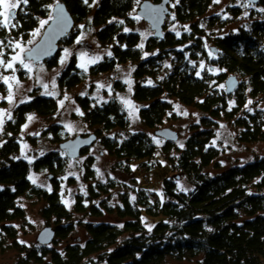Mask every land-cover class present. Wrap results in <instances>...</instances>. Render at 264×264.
<instances>
[{
  "label": "trees",
  "instance_id": "obj_1",
  "mask_svg": "<svg viewBox=\"0 0 264 264\" xmlns=\"http://www.w3.org/2000/svg\"><path fill=\"white\" fill-rule=\"evenodd\" d=\"M144 1L160 0H100L92 14L83 0H58L70 13L74 26L86 25L96 41L109 47L111 53L87 71L80 69L73 58L60 74L58 84L70 90L87 76L106 75L131 63L135 65L132 99L140 106L138 116L145 129L158 130L168 120L172 101L203 114L199 123L192 126L182 148L171 141L157 148L149 135L142 132L122 141L110 135L128 125L125 112L115 100L91 108L88 98L77 99L85 123L94 130L93 134L115 158L118 167L131 171L135 179L140 168L146 171L164 168L175 175L161 178L159 192L147 189L142 182L136 187L133 200L122 196L121 205L114 210L104 206L120 224L75 223L56 190L46 192L29 180L30 170H41L52 173V183L56 182L55 175L64 170L69 159L66 154L61 158L57 153H49L32 164L13 158L19 149L17 135L27 115L46 118L57 111L54 98L36 96L13 110L0 138V255L10 247L20 252L23 264H174L170 260L173 257L180 260L188 257V261L198 258L195 264H264V157L214 176L207 173L220 153L211 146L220 120L237 130L238 143L264 145V112L245 109L249 100H264V49L259 43L264 20L253 21L248 29L240 28L235 35L217 38L209 50L216 51L212 63L221 72L217 76H199L190 60L197 53L206 56L198 20L208 11L211 0H178L173 14L177 22L188 24L187 32L179 37L172 33H163L159 39L153 36L140 47L139 34L125 29L132 27L130 14ZM257 5L264 9V0ZM49 7L50 0H28L16 14L15 27L8 32L0 29L1 40H26L40 20L49 15L52 19ZM75 34L72 29L59 44L70 43ZM173 50L177 65L166 77L155 80V68ZM58 55L59 51L42 62L54 67ZM230 76L238 78L239 84L227 95L225 89L217 86ZM146 78L153 82L145 85ZM231 99L234 106L230 107ZM47 132L59 147L69 139L59 125H51ZM87 151L88 148L83 149L80 156ZM85 172L86 179L92 177L89 167ZM177 175L188 180L193 189L178 190ZM114 186L89 185L86 199L96 201ZM22 197L43 203L40 217L45 228L54 232L50 244L36 241L35 246L28 248L17 242V230L11 223L25 219L19 205ZM82 200L78 196L74 212L94 217L101 214L93 203L85 206ZM76 225L82 226L85 238L57 250L58 243L67 239Z\"/></svg>",
  "mask_w": 264,
  "mask_h": 264
},
{
  "label": "rangeland",
  "instance_id": "obj_2",
  "mask_svg": "<svg viewBox=\"0 0 264 264\" xmlns=\"http://www.w3.org/2000/svg\"><path fill=\"white\" fill-rule=\"evenodd\" d=\"M83 1L85 2V0ZM99 1L100 0H87L91 14L97 8ZM177 1L178 0H169L167 7L170 11V15H168L165 20L163 33H172L179 37L184 32H187L188 24H180L174 17L173 9ZM57 3L58 0H50V10H52ZM138 7L130 14L132 18V27L126 29H128V32L131 31L139 34L141 39L140 45H144L150 37H153V32L150 26L137 15ZM23 8L24 4H20L18 8L14 9V18L10 20L7 27H0V29H6V32H8L7 30L15 24L16 14ZM261 9L263 8L257 4L252 5L241 0H219V3H214L213 0H211L208 11L198 20V25L201 29L200 32L204 35L202 47L206 51V56H200L201 54L197 53L196 58L190 60V65L196 73H199V76L202 74H211V76L219 75L221 71L212 63L215 54L210 52L209 48L214 44L217 38L235 35L240 28L248 29L253 21H263L264 11H260ZM50 17L51 15L44 20H47L49 23L51 20ZM137 17H139V19H137ZM40 21L38 26L29 33L28 38L24 41L19 39H8L4 42L0 37V41L3 42L0 44V52L3 53L0 59L9 62L12 60L13 56L20 55L23 58L24 53L38 43L43 35L45 27L48 25L47 23L41 27ZM0 22H3V17H0ZM72 29H74L76 34L70 43L59 44V55L54 67H48L43 62L33 63L25 60L24 63L30 65L32 69L31 72L23 68L18 61L13 62L12 69L0 66V81L2 83L0 97H3L0 99V110H3V123L0 125V138H2V133L4 132L7 121L11 119H9V115L11 117L13 110L20 104L29 102L36 96H43L54 98L58 106L55 114L50 117L42 118L33 113L27 115L25 123L22 125L17 135L19 149L13 155V158L22 159L29 164H32L49 153H57L61 158H64L65 153L60 150L59 143L47 132V129L51 125L61 126L69 139H74L78 136L87 137L89 135H94V130L89 128L85 123L81 108L77 104V99L83 97L89 99L91 108L101 106L111 100H115L119 103L128 119V125L124 130H116L110 134L111 136L117 137L119 141L124 140L131 134L142 132L149 135L155 146L160 148L164 145L166 140L161 138V136L157 134V131L168 129L177 134L175 144L179 148H182L184 142L192 133V126L199 123L203 114L195 109L185 107L172 101L173 110L172 113L169 114L168 120H166L161 127L157 128L158 130L145 129L138 116L140 106L132 99L135 85V65L128 63L117 67L112 73L106 75L87 76L84 82L70 90H65L59 86L58 78L73 58L80 69L87 71L91 65L97 63L110 53V48L99 44L93 35V31L87 30L86 25L80 23L73 26ZM37 30L39 34L33 35ZM177 33H179V35H177ZM17 42L25 51L21 52L19 48L15 47ZM259 43L264 49V32L259 36ZM181 49L182 47L178 50ZM65 50H67V53ZM174 52V50L173 52H168L166 57L158 63L155 68V80L159 81L166 77L173 70L174 66L177 65L176 56L173 54ZM82 54L84 55L82 56ZM154 54H157L156 51ZM186 54L188 56L190 55L188 51H186ZM146 55L148 56V54H145V56ZM80 64H84L85 68H81L79 66ZM201 65H203V68H201ZM3 77H15V79H10L9 83L5 84ZM149 81H151V83L153 82L150 78H146L144 84L149 85ZM9 84L12 86L11 91L13 93L11 103H9L7 99ZM44 85H47V88H45ZM221 85H223V87H221ZM217 87L221 90L225 89L224 83L219 84ZM46 93L52 94L49 95ZM65 97H67V99H65ZM61 100L64 101L63 106L59 103ZM122 100L129 101L130 103L126 105ZM249 101H251V103H249ZM249 101L245 107L247 111L253 112L259 110L264 112V100ZM229 106H234V99L229 100ZM29 116L33 117V119L29 120ZM25 125H27V127H25ZM236 132L237 130L224 119L217 123L211 146L218 149L220 153L214 165L207 170L208 175L214 176L230 167L245 165L256 158L264 157L263 144H240L236 140ZM86 167L92 170V177L89 179L85 178ZM50 175H52V173L47 171L30 170L29 180L32 185L46 192L56 190L59 193L61 203L68 211L72 212V219L75 223L78 224V221H80L81 223L104 222L120 224L116 216L112 212L105 210L104 206L114 210V208L121 205L122 196H128L133 200L135 197L134 191L142 182L145 183L143 186L148 187L147 189L159 192L161 178L167 175L173 176L175 173H169V171L164 168H160L156 171H146L144 168H140L138 169L137 179H135L131 171L129 172L127 169L120 168L116 165L115 158L104 150L99 140L96 138L95 142L88 148V151L84 155L76 159L71 158L67 160L64 170L55 175L56 182L52 183ZM176 180L178 190L187 192L193 189V185L188 180L178 175ZM97 183L104 185L113 183L115 186L111 188L107 194L100 195L96 201L91 202L86 199L87 188L89 185L94 186ZM78 196L83 198L82 201L85 206L93 203L100 209L101 214L94 217L74 212ZM19 205L25 212V219L12 222L11 224L17 230L16 239L19 245L30 248L35 246L37 236L45 228L44 221L40 217V210L43 203L36 198L22 197L19 199ZM84 238V229L82 226L76 225L68 238L58 243L56 249L60 251L66 243ZM21 257L22 255L20 252L7 247L0 255V264H23L20 259ZM186 259H188V257L181 260L173 257L170 260L174 264H195L198 258H190L189 261Z\"/></svg>",
  "mask_w": 264,
  "mask_h": 264
},
{
  "label": "water",
  "instance_id": "obj_3",
  "mask_svg": "<svg viewBox=\"0 0 264 264\" xmlns=\"http://www.w3.org/2000/svg\"><path fill=\"white\" fill-rule=\"evenodd\" d=\"M250 4H258L259 0H241ZM169 0H160L158 3L144 1L139 4L137 15L143 19L153 32V36L159 39L163 35L165 20L170 11L168 9ZM74 21L67 11L65 5L58 2L52 9V19L45 27L43 35L29 51L24 53L23 59L33 63H40L54 57L59 51V42L64 39L72 30ZM215 53V50H212ZM235 76L228 77L225 82V93L230 95L238 86ZM161 138L166 141L175 142L177 134L168 129L157 132ZM96 140L95 135L87 137L78 136L74 139H68L60 145V148L69 159H76L80 156L83 149L89 148ZM54 232L49 229H43L37 236V242L41 245L50 244L53 240Z\"/></svg>",
  "mask_w": 264,
  "mask_h": 264
},
{
  "label": "snow or ice",
  "instance_id": "obj_4",
  "mask_svg": "<svg viewBox=\"0 0 264 264\" xmlns=\"http://www.w3.org/2000/svg\"><path fill=\"white\" fill-rule=\"evenodd\" d=\"M213 2L219 3V0H213ZM27 3H28V0H0V9H2V10H0V17H3V22H0V27H7L10 20L12 18H14L15 13L13 10L18 8L20 6V4H27ZM85 3H87V0H85ZM260 11H264V9H261ZM137 19H139V17H137ZM47 23H48L47 20H41L40 21L41 27H43ZM12 27H15V25H12ZM125 31H128V29H125ZM37 34H39L38 30H37V32L33 33V35H37ZM177 35H179V33H177ZM2 43L3 42L0 41V44H2ZM30 43H31V41H30ZM15 47L19 48L21 50V52L25 51V49L22 48L18 42L16 43ZM140 47H143V45H140ZM65 51L67 53V50H65ZM2 55H3V53L0 52V57H2ZM83 55L84 54H82V56ZM109 55H111V53H109ZM16 61H18L21 64V66L23 68L27 69L29 72L32 71L30 65L24 63V59L20 55L13 56L12 60L9 62H5L3 59H0V66H4L6 68L12 69L13 68V62H16ZM92 62H95V61H92ZM79 66L81 68H85L84 64H80ZM201 68H203V65H201ZM197 74L199 75V73H197ZM10 79H15V77H3V81L5 84H8ZM149 83H151V81H149ZM11 87H12L11 84H9V92H8V96H7L9 103H11L12 99H13V93L11 91ZM44 87L47 88V85H44ZM221 87H223V85H221ZM46 94L51 95L52 93H46ZM2 98L3 97H0V99H2ZM65 99H67V97H65ZM122 102L125 103L126 105L130 103L129 101H126V100H122ZM59 103L61 106H63L64 101L61 100ZM249 103H251V101H249ZM2 117H3V110H0V125H2V123H3ZM10 118L11 117L9 115V119ZM28 119L31 120V119H33V117L29 116ZM25 127H27V125H25Z\"/></svg>",
  "mask_w": 264,
  "mask_h": 264
}]
</instances>
